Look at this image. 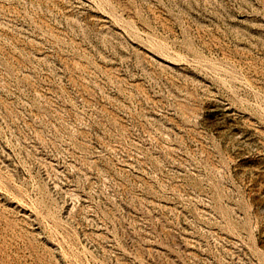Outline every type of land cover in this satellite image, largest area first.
<instances>
[{"label": "rangeland", "instance_id": "374dc122", "mask_svg": "<svg viewBox=\"0 0 264 264\" xmlns=\"http://www.w3.org/2000/svg\"><path fill=\"white\" fill-rule=\"evenodd\" d=\"M0 264H264V0H0Z\"/></svg>", "mask_w": 264, "mask_h": 264}]
</instances>
